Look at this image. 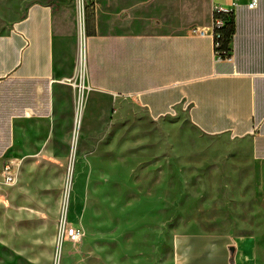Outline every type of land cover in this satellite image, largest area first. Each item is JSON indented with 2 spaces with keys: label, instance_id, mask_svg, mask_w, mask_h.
<instances>
[{
  "label": "crops",
  "instance_id": "1",
  "mask_svg": "<svg viewBox=\"0 0 264 264\" xmlns=\"http://www.w3.org/2000/svg\"><path fill=\"white\" fill-rule=\"evenodd\" d=\"M87 2L95 14L85 42L88 112L107 108L95 98L109 95L133 99L153 120L186 113L200 132L248 145L261 167L264 193V0L256 9L249 0ZM71 5L72 0H0V184L6 161L16 173L28 159L65 160L77 85L76 37L65 28ZM217 6L233 11L230 60L216 59ZM196 28L205 34H195ZM107 142L108 122L84 121L74 157L81 148L103 145L107 154ZM174 254V264L248 263L223 232H182L174 239Z\"/></svg>",
  "mask_w": 264,
  "mask_h": 264
},
{
  "label": "rangeland",
  "instance_id": "2",
  "mask_svg": "<svg viewBox=\"0 0 264 264\" xmlns=\"http://www.w3.org/2000/svg\"><path fill=\"white\" fill-rule=\"evenodd\" d=\"M80 17L72 0L65 28L76 37L78 86L65 160L28 159L13 184L1 179L0 264H174L175 237L192 231L229 234L247 264H264L262 173L246 143L206 135L186 113L153 120L131 98H95L108 107L90 114L88 88L82 122H108V151L84 147L74 157ZM73 226L83 232L75 243L65 236Z\"/></svg>",
  "mask_w": 264,
  "mask_h": 264
},
{
  "label": "built area",
  "instance_id": "3",
  "mask_svg": "<svg viewBox=\"0 0 264 264\" xmlns=\"http://www.w3.org/2000/svg\"><path fill=\"white\" fill-rule=\"evenodd\" d=\"M237 4V3H234ZM259 6V0H249L248 7L250 9H256ZM216 14H225L229 16V18H233V11L228 8H223V7H215L214 8V22H213V36L215 38V51H216V59L218 61L221 60H230L231 54H228L226 56H222L219 54L217 51V47L219 46V43L217 42V38L220 37V35L216 32L217 29L221 28L222 26L225 25L226 20L223 18H216ZM193 32L198 35H204L205 32L204 30H200L198 28L194 29ZM3 176H4V181L8 184H12L15 182L16 179V174H15V169H14V163L10 161H6L3 165ZM83 232L82 229L76 226L65 228V236L67 240L70 242H79L81 240Z\"/></svg>",
  "mask_w": 264,
  "mask_h": 264
},
{
  "label": "bare ground",
  "instance_id": "4",
  "mask_svg": "<svg viewBox=\"0 0 264 264\" xmlns=\"http://www.w3.org/2000/svg\"><path fill=\"white\" fill-rule=\"evenodd\" d=\"M83 0H80V11H81V17H80V24H81V29H80V50H79V60H80V63H79V66H78V76H79V89L80 91H82V89L84 88V76H85V46H86V35H85V29H84V22H83V17L82 15L83 12ZM85 89H88V88H84ZM83 90V91H84ZM83 102H84V98H83V94L81 92L80 96H79V99H78V110H77V113H76V118H75V129H74V142H73V155H74V152H75V148H76V138H77V134L79 132V128H80V125L82 123V112H83ZM72 165H73V156H72V159H71V166H70V170L72 169ZM65 206V210H64V216H63V221L66 220V215H67V212H66V206L67 204L64 205Z\"/></svg>",
  "mask_w": 264,
  "mask_h": 264
},
{
  "label": "trees",
  "instance_id": "5",
  "mask_svg": "<svg viewBox=\"0 0 264 264\" xmlns=\"http://www.w3.org/2000/svg\"><path fill=\"white\" fill-rule=\"evenodd\" d=\"M89 1V0H86ZM91 8L92 11H89L87 9L86 11V27H87V35H92L94 31V20H95V14L94 10L92 8V5H89L87 8ZM216 18H223L226 20V23L221 28L217 29L216 32L220 35L219 38H217V42L219 43V46L217 47V51L220 55L226 56L231 53V41L235 34V24L233 18H229V16L225 14H216Z\"/></svg>",
  "mask_w": 264,
  "mask_h": 264
}]
</instances>
